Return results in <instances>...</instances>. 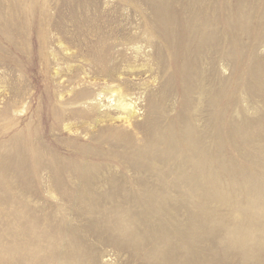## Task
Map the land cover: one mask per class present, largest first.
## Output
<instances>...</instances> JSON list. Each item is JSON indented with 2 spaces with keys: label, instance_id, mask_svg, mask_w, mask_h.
I'll return each instance as SVG.
<instances>
[{
  "label": "rangeland",
  "instance_id": "1",
  "mask_svg": "<svg viewBox=\"0 0 264 264\" xmlns=\"http://www.w3.org/2000/svg\"><path fill=\"white\" fill-rule=\"evenodd\" d=\"M0 264H264V0H0Z\"/></svg>",
  "mask_w": 264,
  "mask_h": 264
},
{
  "label": "bare ground",
  "instance_id": "2",
  "mask_svg": "<svg viewBox=\"0 0 264 264\" xmlns=\"http://www.w3.org/2000/svg\"><path fill=\"white\" fill-rule=\"evenodd\" d=\"M122 103V102H121ZM123 105H126L125 103H122Z\"/></svg>",
  "mask_w": 264,
  "mask_h": 264
}]
</instances>
